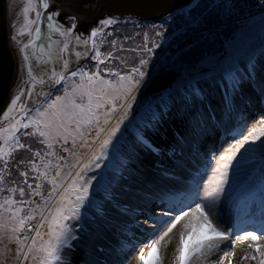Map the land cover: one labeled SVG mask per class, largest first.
Listing matches in <instances>:
<instances>
[{"label": "snow or ice", "instance_id": "6c2138e0", "mask_svg": "<svg viewBox=\"0 0 264 264\" xmlns=\"http://www.w3.org/2000/svg\"><path fill=\"white\" fill-rule=\"evenodd\" d=\"M111 4L87 33L75 0H26L10 24L5 259L264 264V0Z\"/></svg>", "mask_w": 264, "mask_h": 264}, {"label": "water", "instance_id": "95a60500", "mask_svg": "<svg viewBox=\"0 0 264 264\" xmlns=\"http://www.w3.org/2000/svg\"><path fill=\"white\" fill-rule=\"evenodd\" d=\"M189 0H174L176 5L187 4ZM8 0H0V111L2 103L6 100L7 91L14 83L15 62L10 51L9 42V23L6 18V5ZM108 4L104 10L99 5ZM77 12L80 15L82 23L78 27V31L85 32L95 26L98 21L104 18L109 11H115L112 7L111 0H75ZM156 15L146 17L148 20H155ZM10 22V21H9ZM12 34V33H11Z\"/></svg>", "mask_w": 264, "mask_h": 264}, {"label": "rangeland", "instance_id": "374dc122", "mask_svg": "<svg viewBox=\"0 0 264 264\" xmlns=\"http://www.w3.org/2000/svg\"><path fill=\"white\" fill-rule=\"evenodd\" d=\"M8 2H9V5H10V11H11V13L13 15L16 13V16H17V13H20L18 19H16L18 21L17 27H19L23 23L22 9H23V7H24V5L26 3V0H8ZM13 10H14V12H13ZM30 16H31V18H34L35 13L34 12L33 13H30ZM14 19H15V17H14ZM14 19H12V20H14ZM12 20H10V24H11ZM130 26H132V25H130ZM125 27L126 26L124 24H121L120 30L122 32H125V31H123V29ZM132 31H133V27L132 28H129L127 30V32H129V33L132 32ZM18 39H21L23 42H26L27 39H28V37L27 36L18 37ZM11 44H12V46L14 48L17 49V45H15L14 42L11 41ZM259 111H260V109L257 110V111H254V113H251V115H253V116L254 115H257ZM251 122L252 121H251V116H250L249 124H251ZM208 175L210 176V174H208ZM5 244H8V241L6 239L0 240V264H15V261L13 259H11V258L5 259L4 254H3L4 253V245ZM9 247L10 248H14L13 245H9ZM244 247H245V244L244 243H242L240 241H237L236 242V245H235V248L233 250L237 253V255H239L242 252V250H243ZM170 252H171V249H169V250H167V251L164 252L163 264H169ZM134 260H135V257H133L132 259H130L128 261V264H134ZM233 264H237V262H236L235 259L233 260Z\"/></svg>", "mask_w": 264, "mask_h": 264}, {"label": "bare ground", "instance_id": "6f19581e", "mask_svg": "<svg viewBox=\"0 0 264 264\" xmlns=\"http://www.w3.org/2000/svg\"><path fill=\"white\" fill-rule=\"evenodd\" d=\"M6 18H7V22L9 23V42H10V51H11V53H12V56H13V58H14V62H15V71H14V74H15V76H14V80H16V69H17V63H18V61H19V54H18V52H17V49L16 48H14L13 46H12V44H11V40H10V36H11V33H12V28L10 27V20H12V19H14V17H15V19H17L16 17V13L13 15L12 13H11V11H10V5H9V2L7 3V5H6ZM13 12H14V10H13ZM17 23H18V21H17ZM14 82V81H13ZM12 85H13V83H12ZM12 87V86H11ZM11 87L8 89V91H7V97H6V100L2 103V106H1V109L3 108V106L4 105H6V103L8 102V97H9V90L11 89ZM257 110H259V106H257L256 108H253L252 109V111H251V113H254V111H257ZM221 140L223 139V137H221L220 138ZM208 174H210L211 175V171L209 170V172H208Z\"/></svg>", "mask_w": 264, "mask_h": 264}, {"label": "trees", "instance_id": "16d2710c", "mask_svg": "<svg viewBox=\"0 0 264 264\" xmlns=\"http://www.w3.org/2000/svg\"><path fill=\"white\" fill-rule=\"evenodd\" d=\"M131 24L125 25V28H132V26H130Z\"/></svg>", "mask_w": 264, "mask_h": 264}, {"label": "built area", "instance_id": "2783aa9c", "mask_svg": "<svg viewBox=\"0 0 264 264\" xmlns=\"http://www.w3.org/2000/svg\"><path fill=\"white\" fill-rule=\"evenodd\" d=\"M128 29H129V28H124L123 31L127 32Z\"/></svg>", "mask_w": 264, "mask_h": 264}, {"label": "flooded vegetation", "instance_id": "af4514ba", "mask_svg": "<svg viewBox=\"0 0 264 264\" xmlns=\"http://www.w3.org/2000/svg\"><path fill=\"white\" fill-rule=\"evenodd\" d=\"M146 20H148V19H146Z\"/></svg>", "mask_w": 264, "mask_h": 264}]
</instances>
